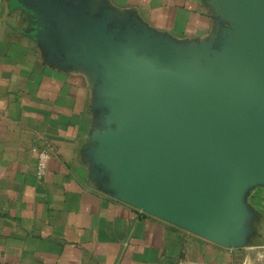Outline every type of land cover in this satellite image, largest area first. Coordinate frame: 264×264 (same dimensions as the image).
<instances>
[{"label":"crops","instance_id":"0c3cea01","mask_svg":"<svg viewBox=\"0 0 264 264\" xmlns=\"http://www.w3.org/2000/svg\"><path fill=\"white\" fill-rule=\"evenodd\" d=\"M64 1L184 52L218 48L230 27L220 0ZM39 3L0 0V264H264V185L252 188L245 234L230 247L116 195L97 160L103 132L115 127L102 72L52 50ZM44 146L39 178L35 149Z\"/></svg>","mask_w":264,"mask_h":264},{"label":"water","instance_id":"95a60500","mask_svg":"<svg viewBox=\"0 0 264 264\" xmlns=\"http://www.w3.org/2000/svg\"><path fill=\"white\" fill-rule=\"evenodd\" d=\"M219 47L184 52L106 11L40 0L54 52L103 75L97 160L135 208L224 247L243 239L264 185V0H220Z\"/></svg>","mask_w":264,"mask_h":264},{"label":"built area","instance_id":"2783aa9c","mask_svg":"<svg viewBox=\"0 0 264 264\" xmlns=\"http://www.w3.org/2000/svg\"><path fill=\"white\" fill-rule=\"evenodd\" d=\"M37 153V167L36 172L39 178H43L48 168V161L50 159V148L44 146L42 148L35 149Z\"/></svg>","mask_w":264,"mask_h":264},{"label":"rangeland","instance_id":"374dc122","mask_svg":"<svg viewBox=\"0 0 264 264\" xmlns=\"http://www.w3.org/2000/svg\"><path fill=\"white\" fill-rule=\"evenodd\" d=\"M36 149H38V148H36ZM254 192H255V189H251V190L249 191L248 195L246 196V198H245V202H246L247 205H248V203H250V202H249V201H250V197L252 196V194H254Z\"/></svg>","mask_w":264,"mask_h":264}]
</instances>
